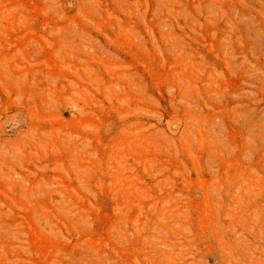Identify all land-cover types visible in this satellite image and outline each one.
Returning a JSON list of instances; mask_svg holds the SVG:
<instances>
[{
    "label": "rangeland",
    "instance_id": "374dc122",
    "mask_svg": "<svg viewBox=\"0 0 264 264\" xmlns=\"http://www.w3.org/2000/svg\"><path fill=\"white\" fill-rule=\"evenodd\" d=\"M0 264H264V0H0Z\"/></svg>",
    "mask_w": 264,
    "mask_h": 264
}]
</instances>
